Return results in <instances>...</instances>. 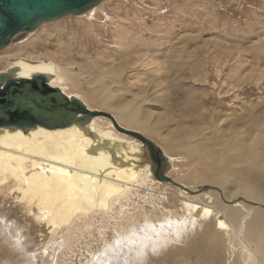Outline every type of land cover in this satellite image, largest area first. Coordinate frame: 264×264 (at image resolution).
Returning a JSON list of instances; mask_svg holds the SVG:
<instances>
[{
    "label": "bare ground",
    "instance_id": "obj_1",
    "mask_svg": "<svg viewBox=\"0 0 264 264\" xmlns=\"http://www.w3.org/2000/svg\"><path fill=\"white\" fill-rule=\"evenodd\" d=\"M106 1L74 19L90 15L91 20ZM41 27L32 39L34 32L15 43L19 49L6 50L0 65L10 62V66L0 75L16 68L11 75L16 80L43 76L49 86L94 111L86 102L88 97L85 101L70 92L84 77L67 67L74 60L61 54V48L43 55L26 52L41 40ZM22 47L24 58L18 57ZM6 57L8 62L2 61ZM109 103L101 100L95 104L120 115L112 117L124 129L163 142L164 148L156 146L169 164L166 177L174 170L179 179L170 180L183 189L157 181L143 145L118 133L105 118L57 130L0 129V263L74 264L67 262L64 248L80 252V242L90 244L83 246L87 257L80 264H264V209L259 207L264 206V130L253 139H244L234 129H210L208 119L204 121L208 127L191 129L195 130L191 144L189 132L176 134L177 128L169 136H161L160 129L147 127L144 118L131 114V106ZM175 151L182 157L172 156ZM168 156L182 164L172 163ZM181 166L186 167L185 172ZM202 182L213 186L206 188ZM162 184L176 189L168 196L164 192L168 187ZM152 187L164 189L163 194ZM168 245L174 247L165 254L162 251ZM160 249L162 254H156Z\"/></svg>",
    "mask_w": 264,
    "mask_h": 264
},
{
    "label": "rangeland",
    "instance_id": "obj_2",
    "mask_svg": "<svg viewBox=\"0 0 264 264\" xmlns=\"http://www.w3.org/2000/svg\"><path fill=\"white\" fill-rule=\"evenodd\" d=\"M99 10L91 20L87 18L90 15L76 19L70 16L42 25L43 30L41 27L38 33L42 32L41 40L26 50L43 55L58 48V52L61 50L66 58L74 60L67 67L70 66L74 73L82 72L81 77L86 76L87 81L80 78L70 92L80 95L85 101L88 97L86 102L91 104L92 110L113 114L117 118L120 115L107 111L95 104L96 101L107 100L117 107L131 106V114L144 118L147 127L160 129L161 136H169L167 133L180 128L176 134L189 132L191 144L192 132L195 131L191 129L208 127L204 122L208 119L210 129H234L240 133L237 136L244 134L246 139H253L254 135L264 130V0H107ZM77 19L84 20V23H78ZM37 32L32 33L30 39ZM16 46L14 43L4 49L0 58H4L6 50L13 52L19 49ZM22 49L20 58L26 53ZM93 58L95 62L99 60L98 65ZM8 63L2 62L0 71L7 69L10 66ZM98 89L99 92L96 91ZM183 115L187 118H182ZM221 120L223 123H220ZM150 139L164 148L160 140ZM183 144L186 145V142ZM173 153L170 155L182 157L176 151ZM168 157L172 163H180L179 159ZM181 167L185 172L186 167ZM171 171L168 174L170 178L179 179V174L175 176L174 170ZM185 183L194 187L191 181L185 180ZM201 184L206 188L213 186L210 182ZM162 186L169 188L164 191L168 196L176 189L172 185ZM152 188L163 194L164 189ZM139 198L136 199L143 203L144 198ZM145 207L152 210L147 205ZM259 207L264 209V206ZM131 208L129 213L133 212ZM83 246L89 247L90 244L81 245L79 242L77 250L80 252L64 248L67 262L80 264L87 257ZM174 246L168 245L162 252L167 254Z\"/></svg>",
    "mask_w": 264,
    "mask_h": 264
},
{
    "label": "water",
    "instance_id": "obj_3",
    "mask_svg": "<svg viewBox=\"0 0 264 264\" xmlns=\"http://www.w3.org/2000/svg\"><path fill=\"white\" fill-rule=\"evenodd\" d=\"M103 0H0V52L10 43L20 42L41 25L63 18L77 17L96 7ZM17 71L0 75V129L28 131L37 127L65 129L88 124L101 117L109 120L118 132L140 142L147 150L154 178L173 183L166 177L169 164L161 149L141 134L118 125L112 115L91 111L78 99L67 97L58 88L47 84L43 76L13 79ZM183 189V188H182Z\"/></svg>",
    "mask_w": 264,
    "mask_h": 264
}]
</instances>
